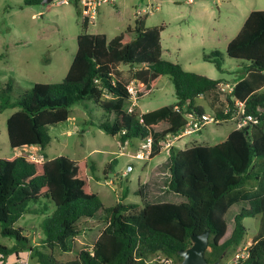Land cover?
<instances>
[{"label":"trees","instance_id":"obj_1","mask_svg":"<svg viewBox=\"0 0 264 264\" xmlns=\"http://www.w3.org/2000/svg\"><path fill=\"white\" fill-rule=\"evenodd\" d=\"M41 1L25 0L24 5ZM72 1L84 32L77 36L76 53L63 80L36 83L15 102L8 98L11 84L0 88V111L16 110L6 121L9 146L43 151L50 142L49 127L66 122L70 107L89 99L104 112L98 124L101 131L118 136L122 145L132 138L146 141L151 137L149 159L155 157L166 137L178 134L188 124V114H205L196 100L215 97L222 81L163 60L164 27H146L145 17L111 39L86 33L89 19L82 16L79 0ZM226 55L246 62L244 77L231 87L226 110H215L213 118L215 122L230 121L239 103L241 119L250 116L256 123L248 121L213 146L170 149L169 175L163 184L184 202L140 208L120 201L106 208L89 189L95 166L86 159H47L44 155L42 161H36L25 154L0 159V234L16 241L11 248L0 245V260L29 249L40 264H180L179 252L191 246V237L208 231V264H228V254L245 246L248 258L240 264H264V11L249 13L239 33L227 44ZM203 60L224 72L217 51L204 55ZM120 66L128 67V76ZM163 76L174 86L176 103L142 114L135 109L129 113L127 87L134 84L139 97L155 88ZM115 164L113 160L106 166L105 179ZM42 200L55 207L40 225L44 235L41 243L50 255L34 252L24 231L14 227L25 214L47 211L46 204L42 210L29 208ZM233 206V227L228 229L225 216ZM245 218H256L259 223L246 245ZM86 233L98 235L91 249L76 250L75 257L64 263L52 257L54 250L73 251V241Z\"/></svg>","mask_w":264,"mask_h":264},{"label":"rangeland","instance_id":"obj_2","mask_svg":"<svg viewBox=\"0 0 264 264\" xmlns=\"http://www.w3.org/2000/svg\"><path fill=\"white\" fill-rule=\"evenodd\" d=\"M24 1L0 0V88H4L6 83L12 85L8 94L11 102L17 101L36 83L61 82L76 53L77 36L84 32L72 0H67L66 4L53 0L46 5L34 6H25ZM99 10L100 15L96 22L89 24L86 33L104 34L111 39L127 27H133L138 12L139 18L145 17L146 27H164L161 32L163 60L179 64L187 72L221 80V88L215 97L196 100L205 114L213 117L215 110L223 107L226 110L225 100L231 87L236 80L244 77L246 62L229 58L226 55L227 44L239 33L250 12L264 11V0H112L111 4L103 5ZM214 51L221 56L223 73L203 60L204 55ZM119 70L124 76L129 75L128 67L120 66ZM176 101L172 82L168 76H163L155 88L139 96L135 102L129 101L126 109L135 103L134 109L142 114L173 105ZM211 101L214 102L213 110ZM15 111L11 108L0 111V159L20 154L39 161L44 155L47 159L58 156L72 160L86 159L95 166L90 174L89 189L98 195L106 208L120 201L140 208L146 204H178L185 201L163 184L169 175L166 165L170 150H162L151 159L136 158L144 141L132 138L122 145L118 136L111 137L101 131L98 124L104 119V112L92 100L75 103L70 107L66 122L49 127L50 142L43 151L39 147L12 149L9 146L6 121ZM234 113L230 121L208 122L199 132L174 141L172 147L184 150L193 144L213 146L223 142L241 121L240 113ZM113 160L116 161L114 170L105 179L104 170ZM127 166L133 170L123 176ZM45 204L47 211L25 214L14 227L24 231L23 235L28 238L34 252L50 255L41 243L44 235L40 225L55 207L53 203L42 200L30 204L29 208L42 210ZM233 210H236L235 206L225 216L228 229L233 227ZM243 224L247 229L246 245L252 241L259 223L256 218H245ZM97 236L94 233L83 234L73 241V251L63 253L54 250L51 255L59 263L72 260L76 250L91 249ZM15 244L14 238L0 234L1 246L11 248ZM235 254L230 252L225 261L231 264ZM0 264L40 263L26 249L17 257L15 254L8 255L0 260Z\"/></svg>","mask_w":264,"mask_h":264},{"label":"built area","instance_id":"obj_3","mask_svg":"<svg viewBox=\"0 0 264 264\" xmlns=\"http://www.w3.org/2000/svg\"><path fill=\"white\" fill-rule=\"evenodd\" d=\"M112 0H79V7L81 10V14L83 17H87L90 21H93L96 18L97 12L99 8L103 5L111 4ZM67 0H61L60 4H66ZM139 15V13H138ZM130 95L131 100L136 101L138 99V94L134 87V84H131L127 87ZM130 100V101H131ZM237 107L241 108V104H236ZM135 107V103H133L130 107H128V112H132ZM241 113V110L238 111ZM188 124L176 135H169L166 137L165 141L162 142L161 150H170L173 146V142L179 140L184 136H189L191 134L199 132L206 123L208 122H215L214 118L207 114H202L200 117H193L192 115L188 114ZM248 121H252L256 123L250 116L246 117L245 119H241L238 127L245 125ZM141 152L136 154V158L144 159L149 157L151 149H152V139L148 137L144 144L141 146ZM33 160V159H32ZM133 169L131 166H127L126 171L124 172L123 176H126L129 172ZM112 182V181H110ZM248 258V251L247 246L243 247L241 250L237 251L234 255L233 259L231 260V264H240L247 260Z\"/></svg>","mask_w":264,"mask_h":264},{"label":"water","instance_id":"obj_4","mask_svg":"<svg viewBox=\"0 0 264 264\" xmlns=\"http://www.w3.org/2000/svg\"><path fill=\"white\" fill-rule=\"evenodd\" d=\"M53 0H42L41 5L51 3ZM209 232L206 231L201 235H194L191 237V246L179 252L182 258L180 264H208L205 259V253L209 249ZM250 264H258L252 262Z\"/></svg>","mask_w":264,"mask_h":264},{"label":"crops","instance_id":"obj_5","mask_svg":"<svg viewBox=\"0 0 264 264\" xmlns=\"http://www.w3.org/2000/svg\"><path fill=\"white\" fill-rule=\"evenodd\" d=\"M192 0H189V2H191ZM100 15V10L97 12V15H96V18L93 20V21H90L89 22V24H92V23H94V22H96V20H97V17ZM135 17H136V19H135V21L134 22H136V20L139 18V15H138V12L135 14ZM212 102V101H211ZM213 103L214 102H212V103H210V106L212 107V110H213ZM237 107V106H236ZM240 110V108H237V111L236 112H238ZM162 151V150H161ZM39 155H40V153H38ZM41 156V155H40ZM43 159V158H42ZM36 161H39V160H36ZM115 183H118V181H116Z\"/></svg>","mask_w":264,"mask_h":264}]
</instances>
